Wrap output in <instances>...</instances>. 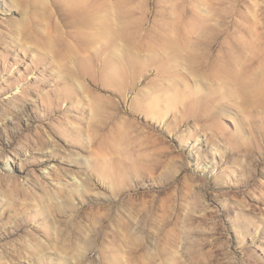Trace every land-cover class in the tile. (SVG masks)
<instances>
[{
  "label": "rangeland",
  "instance_id": "obj_1",
  "mask_svg": "<svg viewBox=\"0 0 264 264\" xmlns=\"http://www.w3.org/2000/svg\"><path fill=\"white\" fill-rule=\"evenodd\" d=\"M0 264H264V0H0Z\"/></svg>",
  "mask_w": 264,
  "mask_h": 264
},
{
  "label": "bare ground",
  "instance_id": "obj_2",
  "mask_svg": "<svg viewBox=\"0 0 264 264\" xmlns=\"http://www.w3.org/2000/svg\"><path fill=\"white\" fill-rule=\"evenodd\" d=\"M122 65V64H121ZM127 66V65H126ZM122 76V75H121Z\"/></svg>",
  "mask_w": 264,
  "mask_h": 264
}]
</instances>
